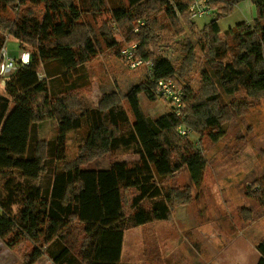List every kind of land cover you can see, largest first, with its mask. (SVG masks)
<instances>
[{"label":"trees","instance_id":"16d2710c","mask_svg":"<svg viewBox=\"0 0 264 264\" xmlns=\"http://www.w3.org/2000/svg\"><path fill=\"white\" fill-rule=\"evenodd\" d=\"M195 1L0 0V53L8 35L34 50L30 64L13 72L0 91V240L12 249L29 243L26 264L44 255L54 264H122L125 231L171 221L193 194L191 185L170 180L187 168L198 181L207 166L199 141L182 135L179 127L192 129L200 142L205 136L216 141L232 118L246 115L264 98V0H251L257 9L253 24L242 21L224 32L220 21L244 0H208L217 16L202 28L191 20ZM103 13L110 17L98 29ZM170 26L184 35L176 65L156 44ZM135 44L137 56L153 62L150 77L127 92L104 93L96 106L79 113L77 92L87 85L86 65L109 48L123 57L121 50ZM195 63L201 66L197 89L183 80ZM161 78L182 85L181 115L172 107L157 118L144 112L140 96L158 101ZM239 92L246 96L224 103L223 95L235 98ZM46 120L59 127L53 155L48 141H32L34 127ZM82 130L86 136L79 152L68 159L67 137ZM121 149L138 160L83 168ZM49 168L48 185L37 184ZM259 183L251 194L262 201L264 179Z\"/></svg>","mask_w":264,"mask_h":264},{"label":"rangeland","instance_id":"374dc122","mask_svg":"<svg viewBox=\"0 0 264 264\" xmlns=\"http://www.w3.org/2000/svg\"><path fill=\"white\" fill-rule=\"evenodd\" d=\"M245 4V3H243ZM256 8V7H255ZM213 9V8H212ZM41 11V9H38ZM236 10V8H235ZM241 13V9L238 7L234 13L224 19L221 20L222 32L229 27V21L234 20L238 14ZM217 16V11L213 9L211 13L196 18L191 19L195 22L199 28H202L204 24L209 22L211 19ZM110 17L109 13H103L98 17V29L101 26V22L103 19ZM257 17V9L256 12L248 13L249 22L253 24L252 18ZM248 22V21H247ZM239 23V22H237ZM236 23V24H237ZM186 34L191 36L189 31H185ZM184 35H177L174 33V30L170 26L169 29H164L159 33V38L157 40V48L158 50L166 48L163 52H169V56L173 60V63L179 64L182 59V55L180 53V48L182 46L181 40ZM13 39L10 37V40L7 41L8 47L13 53H17L19 50V43L12 41ZM116 41L120 43L119 47H121V43L123 42L122 37L117 36ZM126 44V43H125ZM150 48H156L151 45ZM28 51L34 52L33 48L27 46ZM200 52L199 49H197ZM87 71V85L78 90L77 94L81 98V105L78 108V112L82 113L88 107H93L98 104L104 93L109 92L113 89H119L123 92H127L129 88L133 85L146 80L150 77V72L146 65H142L137 68H132L126 62L125 58L117 55L113 48L106 49L99 56L94 58L86 65ZM39 71L43 72V68L40 67ZM200 73L201 66L199 63H195L193 68L190 70L187 76H185L184 82L189 81L196 89L200 86ZM13 74L12 72L10 73ZM10 75V76H11ZM180 82V80H179ZM183 82V83H184ZM182 86L181 84H179ZM5 89L2 85H0V90ZM4 91V90H3ZM2 91V92H3ZM246 94L243 92H239L237 96L229 97L223 95L224 103H230L231 101L236 100V98H243ZM141 105L146 114L151 116L152 118H157L169 111H171V105L167 100L161 98L158 101L152 102L149 101L145 95H141L140 97ZM127 107V106H126ZM129 112V116L132 121H134L133 112L127 108ZM225 135L216 141H212L208 136H205L203 140L200 142V136L197 133L192 132L189 136L195 140V142L199 141L201 147H203L205 155L207 157V166L204 169V173H228L233 176V184L236 183V178H243L246 175L256 177L254 180L260 187L261 180L264 179V98L253 102L249 111L246 115L243 116H235L232 118L231 122L225 125ZM59 127L58 123L53 120H46L41 123H37V125L33 129L32 133V141L33 143L38 140L48 141L51 147L52 155L55 153L59 141ZM86 132L85 131H74L70 132L67 137V158L71 159L75 157L79 152V145L82 144L85 139ZM199 145V146H200ZM136 158L139 157L133 154L131 151L119 150L114 154H107L103 157L95 159L87 163L83 168L84 169H102L106 167H110L113 162L116 161H128L134 162ZM55 163V162H54ZM196 168L193 169L195 171ZM191 171L187 168H184L181 172L177 173L173 179L170 180V183L175 184L179 187H185L188 183H198L191 176ZM202 176V175H201ZM200 176V177H201ZM53 178V169L49 168L48 171L35 182L42 186L48 185V182ZM221 183V180H218ZM258 187V189H259ZM194 188V201L184 208H180L174 214L175 217L170 222H165L164 227L157 225V227L153 228L150 225L147 226H138L134 228H130L126 230V246H125V256L124 261L130 262L131 264H147V260L157 261L158 264H161V256L163 264H175L177 259V252H172L170 254H154L156 259L151 256L150 246L148 244H144L151 237H164V238H177L178 236H184L183 232L188 230L189 225H177L178 222H181L182 215L186 208L188 215H192L195 211H198V208L201 206V203L198 204L196 201V187ZM253 187L251 192L258 190ZM250 192V193H251ZM213 195L206 192V196L202 197L200 202H202V207L207 206L205 213H213L215 217H223L228 215V210L231 208V212L234 211L232 215L236 219L241 215L239 214V208L246 207V203L249 202L250 207H255L256 209L264 208V200H257L255 197H245L237 198L236 193L232 190H229L225 194L219 193L215 195V192H211ZM216 205H215V204ZM233 209V210H232ZM201 214V212H200ZM252 215V214H251ZM202 216V214H201ZM238 216V217H237ZM180 217V219H178ZM200 219V218H199ZM208 231V229L206 230ZM220 233L214 230V234L202 233V236L209 238L208 241L212 242L213 237H216ZM186 236V234H185ZM176 244V241H174ZM177 246V244H176ZM174 245H159L158 248H175ZM30 244L26 243V247L20 246L18 248L12 249L10 248L3 240H0V264H26V253L30 251ZM147 253V254H146ZM161 255V256H160ZM34 264H51L49 258L46 256L43 259L39 260Z\"/></svg>","mask_w":264,"mask_h":264},{"label":"crops","instance_id":"0c3cea01","mask_svg":"<svg viewBox=\"0 0 264 264\" xmlns=\"http://www.w3.org/2000/svg\"><path fill=\"white\" fill-rule=\"evenodd\" d=\"M238 7L241 9V13L238 14L234 20L229 21L230 25L226 29L233 27L237 22H249L248 13L256 12L255 5L251 0H244L240 2L236 6V10ZM254 19L252 18L253 21ZM7 37V41L10 40L11 37L13 39L12 41L19 43V51L17 53H13L14 51L12 52L15 56H18L21 51H28L26 45L21 48L18 39L9 35ZM3 87L6 88L5 86ZM3 90L5 89L0 91ZM137 160L138 159L136 158V161ZM107 168L109 167L102 169ZM233 177L235 176L228 173H203L201 177L199 176L198 183H188L187 185L192 186L193 199L191 202H193L195 198L193 188V186H195L197 192L196 201H198V204L201 203V206L198 208V211H195L192 213V215L187 214L189 212L186 211V208L181 210V212L184 211V214L181 217V220L183 221L178 222L177 225H181L183 223L184 225H189L188 230L183 232L184 236H178L175 239L154 236L148 239V242L146 240L144 244L151 245V256L156 259L155 256L157 254L165 255L176 251L178 256L175 264H264V208L256 209L253 206L250 207L249 202H247L246 207H241L238 209L241 218L240 216H237L238 219H236L232 215H229L232 213L234 214V211H230L231 208L227 211L228 215L223 217H215L213 213H208L206 215L205 210L207 206L205 209H203L204 205L202 207V202H200L202 197L207 195L206 192H208L210 195H213L211 192H215L216 195L219 193L225 194L229 190H232V193H236L237 198L244 199L245 197H252L251 191L253 190V187L256 188L258 185L255 181L256 177L249 175H246L243 178L237 177L235 184L232 183L234 181ZM218 180H221V183ZM251 182L252 184H250ZM185 206L178 207L175 213L178 209L184 208ZM243 209H247L249 212L245 213L243 212ZM185 211L187 213H185ZM249 213L250 215H248ZM178 219H180V217ZM165 222L170 221H154L141 226L150 225L155 228L157 225H159L162 226L163 229L165 228ZM207 229L208 231H206ZM214 230L218 231L220 234L216 237H213L212 242L208 241L209 238L202 236V233H208V235L214 234ZM174 241H176L177 246ZM159 245H174L176 247L171 249L164 247L158 248ZM125 246L126 237L124 235L121 251V262L122 264H131L130 262L124 261ZM154 254L156 255L154 256ZM44 257L46 258V255L42 256L39 260L43 259ZM49 261L51 264H54L50 258ZM147 261V264H158L156 260ZM161 264H163L162 256Z\"/></svg>","mask_w":264,"mask_h":264},{"label":"built area","instance_id":"2783aa9c","mask_svg":"<svg viewBox=\"0 0 264 264\" xmlns=\"http://www.w3.org/2000/svg\"><path fill=\"white\" fill-rule=\"evenodd\" d=\"M15 1L17 4L21 2V0ZM211 11H213V9L208 4V0H196L190 7L191 19L205 16L211 13ZM136 49V44L128 45L121 50V54L130 67L137 68L142 65H146L151 73L153 62H146L142 57L137 56ZM164 50H166V48L160 49L159 53L163 54L173 62L169 56V52L164 53ZM0 54V85L6 87V83L11 75L10 73L15 72L21 66L29 65L31 61V54L28 51H21L18 56H14L11 54V50L9 49L7 43H5L2 47ZM38 74L40 78L44 77V74L41 71H38ZM156 85L159 97L167 100L176 114L181 115L184 92L178 82H176L173 78H161L156 81ZM179 132L182 135H190L193 131L187 126L181 125L179 127ZM250 184H252V182ZM258 187L259 185L256 186L257 189Z\"/></svg>","mask_w":264,"mask_h":264}]
</instances>
